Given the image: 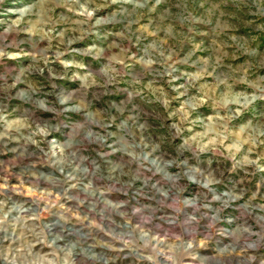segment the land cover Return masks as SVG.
I'll return each mask as SVG.
<instances>
[{
  "label": "rangeland",
  "instance_id": "374dc122",
  "mask_svg": "<svg viewBox=\"0 0 264 264\" xmlns=\"http://www.w3.org/2000/svg\"><path fill=\"white\" fill-rule=\"evenodd\" d=\"M0 264H264V0H0Z\"/></svg>",
  "mask_w": 264,
  "mask_h": 264
}]
</instances>
